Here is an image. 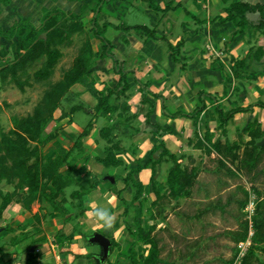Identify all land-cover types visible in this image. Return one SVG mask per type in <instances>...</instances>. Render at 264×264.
<instances>
[{"label":"trees","instance_id":"trees-1","mask_svg":"<svg viewBox=\"0 0 264 264\" xmlns=\"http://www.w3.org/2000/svg\"><path fill=\"white\" fill-rule=\"evenodd\" d=\"M68 1L83 4L79 14L75 12L66 14L59 9L48 11L42 17V26L40 28L24 20L15 22L13 28L18 40L12 46L11 53L6 50L0 53L2 58H11L8 63L4 62L0 68L2 85L15 84L24 92L29 84V70H34L33 77L37 83L48 84L43 100L37 105L31 115L25 118L13 117V128L8 132L3 130L0 122V186L5 184L14 188L12 192L6 193L0 188V220L14 201L20 203L29 212L37 201H46L54 213L62 215L65 223H74L76 219L78 220L83 215L85 210L84 193L75 190L68 195V189L75 185L74 174L89 177L88 183L91 189H96L99 184L100 180L98 177L88 171L85 165L78 169L79 164H85L89 160V156H84L83 139L92 135V129L95 128L93 119L90 120L87 128L75 134L71 148L58 144L54 149V154L52 153L49 156L44 154L45 148L62 136L61 132L65 127L61 123L69 119L68 124H72L74 122V114L85 109L82 104L73 108L69 107L71 101L78 95L72 91L75 86L85 87L97 99V105L93 108L95 115L92 118L103 117L107 122L105 127L101 129L100 136L108 143L109 147L107 146L105 151L102 152L103 156H101V153L96 158L107 169H116L125 164L122 159L116 156V152H121L125 148L122 147V143L125 140H130L142 133V125L135 120L136 115H130L131 105L125 101L132 89L130 77L133 76L135 83L139 86L141 105L148 108L145 116L146 124H151V116L155 111V102L150 97L161 98V96L149 90L148 84H143L136 79L134 71L127 69L126 61L117 57L115 53L116 47L107 37L108 29L112 27L125 34L123 37L125 43H128L127 34L132 31L144 35L148 40H157L156 30L146 26L131 27L125 24L114 26L108 22L102 23L101 17L105 8L118 0H90L92 6L87 4L88 0ZM144 1L149 4L152 10L158 13H168L183 8L181 3L176 4L174 0L167 3L164 8L157 5L155 0ZM12 3L13 0H0V37L6 35L2 28V9L11 6ZM222 4L224 5L225 17L216 16L211 22H219L223 25L233 24L235 31L232 33L230 41H234L237 37L244 35L250 30L264 35V4H252L243 0H222ZM88 8L91 11V33L94 39L99 42L100 50L98 53L94 52L91 40L87 39L73 66L64 72L59 82L52 84L51 79L54 76L55 69L64 57L61 48L71 45L75 35L84 33L85 28L81 19ZM255 14L259 15L257 21L250 18V15ZM206 21H203V23H206ZM182 45V43H179L177 46H170V51L176 61L183 47ZM263 58L264 49L262 47L257 50L251 49L246 59L235 60L234 58L235 65L233 70L235 74L231 70L230 76L233 77L235 75L234 77L241 79L248 59L261 61ZM95 60H110L113 64L111 71L119 77L118 82L113 85L111 82H104L102 83L103 89L97 88L98 81L93 74V68L96 64ZM3 90V88H0V92ZM206 98L213 101V107L220 124L219 129L222 131L221 136L225 137L227 136L230 122L237 115L254 113L256 108H260L264 112V102L259 101L246 108L238 107L226 113L215 96L202 92L199 94V104L201 106L197 107L193 113H175L170 115L169 118L174 120L180 117L190 118L195 120L196 126H198L201 116L207 108ZM63 103H66L65 108L62 105ZM59 110L61 115L57 118L56 114ZM2 112V107L0 106V116ZM53 122L56 123L53 132L46 134V129ZM156 127L158 132L155 133V137H158L161 128L159 125ZM244 135H247L250 140L243 141ZM244 135H240L239 140L233 143L228 139L223 142L221 138L213 142L211 134L206 132L203 139H200L199 148H205L208 155L216 154L219 166L225 168L231 177L244 176L252 184V189L257 196L256 212L252 218L254 234L251 237V245L243 259V264H255L259 259L258 252L264 251V190L255 187V184L264 178V126L256 118L245 128ZM261 141L263 142L259 144ZM159 148L160 150L162 149L160 158L156 161L151 158L145 166L139 162L138 167L131 170L124 179L125 189L120 190L122 193L129 187L134 188L135 192L132 201L128 203L122 200L124 205L125 202L128 204L125 205V215L129 214V211L134 208L137 212V230L133 231L129 228V231L134 233L133 235L141 245L149 246L148 254L143 260L137 259L136 254L138 252L135 251V248H132L130 257H128L131 264H158L160 261L158 240L152 236V231L155 228H148V231L145 229L146 222L143 219L145 186L135 179V175L144 169L150 168L153 171L150 187L156 196V200L148 210L152 211V208L156 207L165 197V194L158 191V183L155 179V169L158 165L165 161H172L174 164L166 181V191H169L173 197H189L190 189L196 183L201 171L198 167H193L192 169L183 167L182 161H184L185 157L179 158L172 154L166 148L164 142L160 143L157 149ZM115 179L117 181V177ZM83 188V190H86V186H83ZM243 192L246 195V199L241 204V208L245 209L248 205L250 194L246 191ZM75 200L79 202L76 204L74 203ZM230 203L231 200L227 205H230ZM34 218L37 224H41L42 218L40 215L36 214ZM78 226L76 225L75 234H85L79 231ZM39 230L37 228L34 232ZM1 233L0 231V236ZM249 233L250 222L248 220H239L238 230L225 232V236L235 243L233 257L227 264H235L240 254L238 247L247 242ZM61 235L59 240L61 243L66 242L64 239L72 243L75 242V235L67 238H64L65 234L62 233ZM23 236L25 235L23 234ZM29 236L27 235L25 238ZM85 238H87V235ZM109 239L113 243L112 246H114L113 238L109 237ZM85 240L87 241V239ZM14 241L17 245L22 244L21 238H16ZM139 247L141 248V246ZM0 252L2 253L1 250ZM38 256L36 252H30L26 264H35Z\"/></svg>","mask_w":264,"mask_h":264},{"label":"crops","instance_id":"crops-1","mask_svg":"<svg viewBox=\"0 0 264 264\" xmlns=\"http://www.w3.org/2000/svg\"><path fill=\"white\" fill-rule=\"evenodd\" d=\"M155 1L157 2V5H160L164 8L165 5L172 0ZM174 1L176 4L181 3L183 5V8L177 11H170L168 13H158L152 10L149 4L144 0H118L108 5L104 10L108 13L107 16L109 18V20L105 22H108L114 26L125 24L126 26L131 27L146 25H131L125 23V18L130 8L135 7L139 10H143V13L149 17V26L146 27L155 29L158 35L157 40H148L144 35L132 31L127 34L128 43H125L123 40L125 34L122 31H118L110 27L107 32V37L113 42L116 47L115 53L117 57L121 60L126 61L127 69L129 71L135 72L136 79L140 80L143 84H148L149 90L152 93L161 96L160 99L150 97L155 102V111L151 116V124L148 125L146 124L145 117L148 112V108L141 105V95L138 91L139 86L137 83H135L134 77H130V85L132 89L128 93V98L125 99V101H127L131 105L130 115H136L135 120L142 125V133L129 140L131 141V148H126L128 140H125V145H123L122 147H125L126 149L124 148L121 152H116V156L119 159H122L125 164L122 167L116 169H107L97 161L96 158L98 157V155L104 152L105 148H107V146L109 147V145L100 136L101 129L107 124L106 120L103 117H94L92 119L94 121L95 130H97V133H93L94 135L92 134L91 136L83 139V148L85 151L84 156H89V160L85 164H80L78 166V169H80L82 165H85L88 168V171L97 176L100 181L96 189H91L90 184L88 183L90 179L89 177H87L86 175L74 174L75 185L71 187L84 193L83 201L85 204V210L83 215H81L78 220L76 219L74 223H65L62 215L59 213H54L51 206L46 201H37L36 203H34L30 212L26 211L20 203L14 201L13 204L3 214V218L0 220V223L3 221L6 225H8L7 221H9L11 217L10 214L12 212H14V215L16 216H18L19 214H24L25 212L30 213L31 218H27L25 214L24 217L30 221L33 220V223H36L34 217L36 214H38L42 218L41 226H39L40 230L37 231L38 234L42 235V233H45L47 235L48 233L45 229V226H50L51 221H57V225L54 229L58 227V231L62 230L61 232L63 234H66L67 237H71L74 235L76 236L79 233L75 234V228L76 225H79L78 229L83 233H89L90 231H93V233L94 231L96 233H99V231H103V233L101 234L105 236L108 235V238L112 237L113 240H116V243H124L126 246L123 249L119 250V252L117 250L118 253L115 256L117 258L118 254H121L122 251H125V256H127L128 250H131L132 248L138 249L139 246H141L135 236L131 235V233L128 231V233L126 234L127 228H133L131 226L134 221L135 212L134 209H131L129 211V214L125 215V207L122 201L125 200L130 203L133 199L135 190L133 187H129L121 193L120 190L125 189V184L123 182H120V184H118V181H116V183L113 184L110 181H106L105 178L104 180L100 179V176L106 173V175H113L115 178V175H117V173H119L120 171L121 173L123 172L122 178H125L131 170L138 167L139 162L143 166H145L151 158H153L155 161L158 160L162 153V149H157V147L161 142L165 143L166 148L172 154H175L179 158L184 156V161L193 160L197 159L201 155H204V153L208 155L205 148H199L200 139H203L206 132H209V134H211L213 142L221 138L223 142L228 139L231 143H233L239 140L240 135H244L243 130L246 125L252 122L251 119L253 117H255V119L257 118L262 125L264 124V113L263 115L261 114V112L247 114L244 113V116H249L247 118V121H241L242 119L237 116L232 120V122L234 123L231 125V127H228L229 130L227 136H221L222 131L219 129L220 124L219 122H216V116L212 113L214 110L213 101L207 98L205 99L207 108L203 112L198 126H196V121L190 118L180 117L175 120L169 118L170 115L175 113H193L197 107L201 106L199 104V94H201L202 92L215 96L219 101V104L223 106V109L226 113H228V111H230L231 109L238 108L239 106L245 107V104L239 106H237L236 104H238L239 102L244 103L246 102V100H249V98L252 97L253 91H262L256 84L262 77L264 78V58L261 61L248 59L247 66L244 69L246 73L244 72L242 74L241 79L234 77L235 75H233V77L230 76L231 70L234 73V70L232 69L235 65L233 61L234 58L235 60H243L247 58V55L251 49L257 50L259 47H262L264 49V44H262L259 40L260 36L264 37L263 34L256 33L253 30H250L244 35L237 37L234 41H230L231 35L235 31V27L233 26V24L229 23L223 25L219 22H211V20L216 16L225 17V13L223 11L224 5L222 4V0ZM243 1H247L252 4H264L263 2H261V0ZM82 5L83 4H81V7ZM80 10L81 9H79L78 7V11ZM78 11H76V13ZM107 16H105V18ZM205 20H207L206 23H203V21ZM102 23L104 22L102 21ZM2 28L5 32L3 22ZM2 37H0V46L2 45ZM179 43H182L183 47L180 51L179 56H177L176 61L173 53L170 51V46H177V44ZM209 44L215 47L218 53H223L221 59L214 62L211 61V57L207 51V45ZM108 61L110 60H105V66L107 67V70L109 72L108 74L111 75L112 78H110L109 80H105L104 78L103 80H97V88L99 89L104 88L102 83L111 82L113 85L117 83L119 79V77L114 75L111 71L113 66L112 62ZM250 80L255 84L251 83V85ZM249 86H253V88L249 90ZM81 89H83V91L85 92L84 94H87V89L80 85L75 86L72 91L80 95V98H82L81 94L77 93L82 92L79 91ZM88 94L90 95L89 92ZM89 95L87 97H89ZM84 96L85 95H83V97ZM134 98H136L138 101L134 102ZM234 98H236L239 102H234ZM89 99L93 104L92 106H90L89 104V108L91 110L88 112L93 116L95 115V112L92 109L96 107L97 101L93 98ZM260 99L261 101H264L262 100V98ZM258 101L260 100L258 99ZM226 103H229L232 108L229 110L224 108V104ZM247 105H249V103ZM59 111L56 114L57 118L61 115V111ZM68 121L69 119H66L61 123L64 124L65 127V129L61 132L62 136L58 140L51 142L45 148L44 154H46L47 156L51 155L52 153L54 154V149L58 144H61L66 148V145L68 143L71 145V141L75 137L67 138V135L65 136V134L70 131L69 129L73 127L74 122L72 124H68ZM157 125L160 126L161 132L159 133L158 137H155V133L158 132V128L156 127ZM233 128L236 132L235 135H232L231 132H229L232 131ZM79 132H82V129L79 128ZM245 136L246 135H244V137ZM249 140L250 138L246 136V141ZM205 144L208 145V143L206 142ZM191 157H193V159ZM212 157H216V154L213 153ZM169 162L165 161L162 164L158 165L155 169V179L158 183V191L162 194H164L167 189L166 181L168 178V174L171 171L170 169L165 172L163 166L165 164H169ZM183 165L184 164L182 161V166ZM127 166L129 170H127ZM111 169H113L114 171H112ZM152 176L153 171L150 168L144 169L139 174L135 175V179L145 186V193L143 197L144 212L146 210L148 211L151 208L152 203L156 200V196L150 187ZM83 186H86V190H83ZM78 202V200L74 201V203L76 204ZM35 204L39 205V208L37 209V212H33L32 214V210ZM98 205L108 207L116 215V222L113 228L109 230V232L98 224H94L91 219L92 213L90 209ZM58 222L60 223L58 224ZM128 223L130 226L128 225ZM19 225L20 226L17 228L20 229V233L18 236L21 237L22 234H26V232L31 231H24L23 226L21 227V222L19 223ZM6 228L7 227L0 226V231L2 232L1 236L3 234L9 235L10 232H7ZM238 228L239 226H237V229ZM84 230L86 231L84 232ZM18 236L16 235L14 237L17 238ZM120 236L121 238H123V241L118 240V237L120 238ZM44 238L46 237L44 236ZM16 247L19 248L20 251H22L20 245H16ZM72 251L73 253H75L74 250ZM31 252H35V249H31ZM81 254L83 253H78V255H80L78 259H81L83 257L81 256ZM46 255H44V253L40 254L35 264H39L41 256L45 257ZM99 256L100 255H95V261H98L97 263L101 264L98 260ZM115 256L113 258H115ZM87 257H90V255ZM126 258L123 255L121 259L123 261H128ZM258 258L259 259L255 264H264V251L258 252ZM3 259H5V255L0 252V264H9L8 260L5 261ZM109 259L107 260V262L109 261ZM123 261L122 263L120 262V264H123ZM110 264L118 263L116 262V260L114 262V260L112 259Z\"/></svg>","mask_w":264,"mask_h":264},{"label":"rangeland","instance_id":"rangeland-1","mask_svg":"<svg viewBox=\"0 0 264 264\" xmlns=\"http://www.w3.org/2000/svg\"><path fill=\"white\" fill-rule=\"evenodd\" d=\"M261 2L264 3V0H261ZM81 4L82 3H72L68 0H13L11 6L2 9L3 17L1 21L3 22L6 36L2 37L3 40L2 45L0 46V53L5 52V50L11 53L12 46L18 40L16 32L13 28L15 22L24 20L28 23H32L37 28H40L42 26V17L48 11L50 12L59 9L66 14L74 12L76 13V11H78V7L79 9L82 8ZM87 4H91L90 6H92L90 0L87 1ZM80 11L77 13L79 14ZM107 15L108 13L104 11L102 14L103 18L101 17L103 22L109 20ZM105 16L107 17L105 18ZM250 18L254 19V21H257L259 19V15H251ZM90 19L91 11L88 8L81 19V22L85 28L84 33L75 35L71 45L63 46L61 48L62 52L64 53V57L61 59L57 68L55 69L54 76L51 79L52 84L59 82L62 79L64 72L73 66L76 57L84 48V44L87 39L91 40L94 52H99L100 45L99 42L94 39L91 33L92 26L90 25ZM125 23L131 25L139 24L149 26V17L143 13V10L131 7L126 15ZM259 40L262 44H264L263 36H260ZM209 45H207V47ZM10 59V57L2 58L0 55V68L4 62L8 63ZM211 61L213 62L214 59L212 58ZM95 63L96 64L93 68L95 79L103 80L104 78L105 80H109L112 78V76L108 74L109 72L105 66V61L95 60ZM29 74V84L25 88L24 92H22L15 84L2 85L0 78V88L4 89L0 92V106L2 107L3 111L0 116V122L3 130L6 132L13 128V117L25 118L34 112V109L43 100L44 93L48 88L47 83L40 84L35 81L33 77L34 70H29ZM92 79L94 80L93 77ZM251 83L254 82L250 80V84ZM256 85H258L262 91H253L252 97H250L249 100H246L244 103H240L236 98H234V102H239L236 104L237 106L245 104L246 106L244 108H246L249 105L259 102L258 99L261 101L260 98L264 100V78L262 77ZM251 88H253V86L248 87L249 90H251ZM79 91H82L77 92L81 94L82 98H80V95H76L75 99L69 104V107L73 108L79 104H82L85 109H82L74 114L73 127H71L69 129L70 131L65 134V136L67 135V138H74L75 134L79 133V128L82 130L87 128V125L92 119V115L88 111L91 110L89 107L93 104L89 98H93L97 101V99L91 94L89 95L88 92L87 94H84L85 92L83 89ZM83 95L85 96L83 97ZM88 95L89 97H87ZM133 101L137 102L138 100L134 98ZM248 103L249 105H247ZM62 105H64L65 108L66 103H63ZM224 108L229 110L232 108V106H230L229 103H226L224 104ZM256 112H261L262 115L264 113L260 108H256L254 113ZM212 113L216 116L215 120L218 123V116L215 110H213ZM237 116L242 119L241 121H247V118L249 117L246 115L244 116L243 114H239ZM254 119L255 117H253L251 121H254ZM233 123L234 122L231 121L228 127H231ZM55 126L56 123L54 122L50 124L46 129V134L53 132ZM247 126L248 125H246L245 128ZM92 130V134L97 133L95 128ZM229 132H231L232 135L236 134L234 128ZM246 136L243 137V141H246ZM262 142L263 141H261L259 144ZM72 144L73 141H71V145L68 143L66 145L67 148H71ZM122 144L125 145V141ZM130 144L131 141L128 140L126 148H131ZM101 156H103V153ZM191 158L193 159V157ZM183 164L184 167H189L190 169L193 167H198L201 170L196 183L190 189V196L173 197L170 195L169 191H165V197L158 203V205L153 207L152 211L146 210L143 213V219L146 222L145 229L148 231V228H155V230L152 231V236L158 240V248L160 250V261L158 264H227V262L233 257L235 243L230 238L225 236V232L238 230L237 226H239V220H248L247 207L249 204L245 209L241 208V204L246 199V195L243 190L250 194V198H254V196L257 197L256 193L252 189V184L246 177H231L225 168H221L218 163L217 155L213 158L212 154L206 155L204 153V155L199 156L197 159L183 161ZM173 167L174 164L172 161H170L169 164H165L163 166L165 172L172 169ZM111 170L114 171L113 169ZM127 170H129L128 166ZM122 173L119 171V173L115 175L117 177L118 184H120V182L124 183L123 179L126 178H122ZM106 176L113 175H106L105 173L100 176V179L104 180ZM255 187L264 190V178L261 179L260 182L256 183ZM0 188L3 189L5 193L12 192L14 189L12 186L5 184H2ZM73 190L76 189H68V194L70 195V192ZM229 200H231V203L230 205H227ZM125 205L128 204L125 202ZM226 205L227 207L225 209ZM38 208L39 205L35 204L32 214L33 212H37ZM208 208H210V210H208ZM134 212V221L131 226L133 227L131 228L133 231L137 230V212L136 210H134ZM11 214L9 221H7L8 225H6L3 221L0 223V226L7 227V232H10L9 235L3 234L0 238V250L5 255V259L3 260H8L9 264H26L27 260L29 259V253L33 248L38 255L43 253L44 255L47 254V257L41 256V264H98V261H95V255H101L102 249L99 246L90 244L88 240L94 235V233H96L95 231L94 233L93 231H90L89 233L76 235L74 237L75 242L73 243L69 242L67 239H64L66 241L65 243H61L59 240L62 236V230L58 231V227L54 229L57 225V221H51L50 226L46 225L45 229L48 234L46 235L45 233H42L41 235L38 234L37 231L34 232V230H37V228L40 229L39 226H41V224H35L33 223V220L30 221L24 217L25 214L27 218H31L30 213L25 212L24 214H19L18 216L14 215V212ZM20 222L22 223L21 227L23 226L24 231L31 230L28 231L29 233L26 232V234H24L25 236L30 235L29 237L25 238L23 234L21 237L18 236L20 229L17 228L20 226ZM59 223L60 222H58V224ZM85 231L86 230H84V232ZM107 231L109 232V230ZM127 231L130 232L129 228H127L126 234L128 233ZM99 233H103V231H99ZM130 233L131 235L134 234L132 232ZM15 234L18 236L17 239H22V244H18L20 245L22 251H20V249L16 247L17 244L14 243V240L16 239L14 237L16 236ZM86 235L87 238H85ZM44 236L46 238H44ZM65 237L67 238L66 234L64 238ZM85 239H87V241ZM118 240L123 241V238L120 236V238L118 237ZM113 241L114 246H112L110 259L105 264H110L112 259L114 262L116 260V262L120 264V262L122 263L123 261L121 259L123 255L125 258L127 257L126 259L128 260H124L123 264H127L128 262L131 263L128 258L130 257L131 250H128L127 256H125V251H122L121 254L119 253L118 257L116 258L115 255L126 245L124 243L118 244L115 242L116 240ZM73 245H77L78 247ZM240 246L238 247L239 249ZM148 248L149 246L147 245H141V248L139 247L136 249L135 251L138 252L136 254L137 259L139 258V260H143V258L148 254ZM71 249L74 250L75 253H73ZM76 252L83 253L81 254L83 257L78 259V256L80 255H78ZM89 255L90 257H87ZM114 256L115 258H113ZM243 259L244 257L240 259L238 264H243Z\"/></svg>","mask_w":264,"mask_h":264},{"label":"built area","instance_id":"built-area-1","mask_svg":"<svg viewBox=\"0 0 264 264\" xmlns=\"http://www.w3.org/2000/svg\"><path fill=\"white\" fill-rule=\"evenodd\" d=\"M207 51H209V55H210L211 59L212 58L214 59V61L221 59L223 56V53H221V54L218 53L217 50L215 49V47H213L212 45H209L207 47ZM256 198L257 197H255V196H254V198L249 197V203H248L249 205L247 207V213H248V221L250 222V238L247 240L246 243L241 244L240 254H239L240 256L237 258L235 264H238L240 262V259L246 256L247 251L251 245V237L254 234V232L252 230V226H253L252 218L256 212V205H257Z\"/></svg>","mask_w":264,"mask_h":264},{"label":"clouds","instance_id":"clouds-1","mask_svg":"<svg viewBox=\"0 0 264 264\" xmlns=\"http://www.w3.org/2000/svg\"><path fill=\"white\" fill-rule=\"evenodd\" d=\"M92 216L91 219L94 224H98L105 230H111L116 222V215L108 207L98 205L90 209ZM87 215V213H86Z\"/></svg>","mask_w":264,"mask_h":264},{"label":"water","instance_id":"water-1","mask_svg":"<svg viewBox=\"0 0 264 264\" xmlns=\"http://www.w3.org/2000/svg\"><path fill=\"white\" fill-rule=\"evenodd\" d=\"M105 180L113 184L116 183V179L113 176H107ZM88 240L90 244L98 245L102 249V254L98 257V260L101 264H105L111 254L112 241L101 233L94 234Z\"/></svg>","mask_w":264,"mask_h":264}]
</instances>
